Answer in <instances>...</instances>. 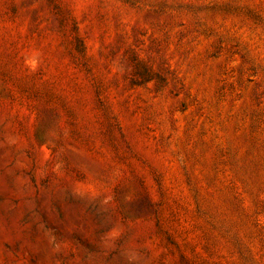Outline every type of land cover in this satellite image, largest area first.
<instances>
[{
	"label": "rangeland",
	"instance_id": "1",
	"mask_svg": "<svg viewBox=\"0 0 264 264\" xmlns=\"http://www.w3.org/2000/svg\"><path fill=\"white\" fill-rule=\"evenodd\" d=\"M0 264H264V0H0Z\"/></svg>",
	"mask_w": 264,
	"mask_h": 264
}]
</instances>
